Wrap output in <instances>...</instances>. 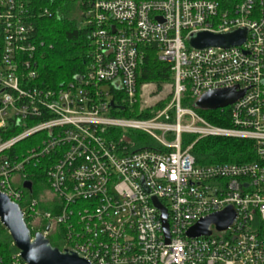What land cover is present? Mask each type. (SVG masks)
Here are the masks:
<instances>
[{"label":"built area","instance_id":"built-area-1","mask_svg":"<svg viewBox=\"0 0 264 264\" xmlns=\"http://www.w3.org/2000/svg\"><path fill=\"white\" fill-rule=\"evenodd\" d=\"M76 1L85 6L90 50L82 73L47 89L36 84L31 0H0V194L23 204L31 231L58 233L62 250L93 264H264V0ZM241 30V46H190L199 33ZM146 45L171 64L174 115L113 117L114 96L136 103ZM232 88L245 93L219 109L228 110L229 127L183 107L189 99L198 109L207 92ZM112 129L139 131L157 147L130 152ZM188 135L197 139L185 146ZM29 138L31 149L12 152ZM202 139L251 141L258 160L199 165L191 151ZM41 160L52 211H41L27 189L17 188L28 181L27 166ZM230 206L237 212L230 229L211 226V236L188 237L202 219ZM0 264L26 263L16 252Z\"/></svg>","mask_w":264,"mask_h":264},{"label":"trees","instance_id":"trees-1","mask_svg":"<svg viewBox=\"0 0 264 264\" xmlns=\"http://www.w3.org/2000/svg\"><path fill=\"white\" fill-rule=\"evenodd\" d=\"M33 10L29 24L31 26L32 41L36 47L35 61L37 64L36 84L47 89H57L61 85L73 81L74 77L82 73L84 60L90 50L88 30L83 27V20L70 17V3L76 0H31ZM85 6L80 4V10ZM143 59L139 63L136 79L138 95L141 94V87L146 84H153L157 93H161L168 85L174 84V73L170 63L159 59L158 49L155 45L142 46ZM137 96L136 103L129 105L120 96L113 97V103L117 107L110 111V115L124 119H143L153 117L166 104L159 103L151 113L148 110H141ZM183 107L193 108L200 116L209 123L221 127H229L228 110L224 111H203L196 109L189 103V99L183 100ZM112 138L128 147V151L137 152L146 148L155 149L156 143L151 137L136 131L124 132L119 129L110 130ZM12 136V135H11ZM11 136L6 137L10 138ZM4 139V138H3ZM185 146L196 141L195 136H184ZM33 139H26L11 149L16 154L22 155L27 149L33 146ZM197 164H244L258 160L254 150V143L251 141H238L227 139H202L196 142L191 151ZM11 154V152H10ZM46 160L27 166V180L33 185V193H27L28 201L39 200L41 185L48 187L46 181L47 165ZM23 207V204H21ZM41 211H52L49 201L43 205L39 202ZM28 222V220L26 221ZM33 235L36 232H33ZM9 232L0 224V259L8 260L15 254ZM54 247L62 249L54 237H49Z\"/></svg>","mask_w":264,"mask_h":264},{"label":"water","instance_id":"water-1","mask_svg":"<svg viewBox=\"0 0 264 264\" xmlns=\"http://www.w3.org/2000/svg\"><path fill=\"white\" fill-rule=\"evenodd\" d=\"M246 41V31L241 30L228 35H214L203 32L192 37L190 46L195 49L209 47L228 48L241 46ZM245 91H237L236 88L223 89L207 92L196 103V107L203 111H217L227 108L236 103L244 96ZM111 107L116 106L111 103ZM23 188L30 194L33 193L32 184L25 181ZM21 206L15 204L6 195L0 194V224L9 232L13 246L16 248L20 258L26 264H93L75 250L59 249L54 247L49 238L37 232L33 235L25 222ZM159 207V205H158ZM162 209L161 207H159ZM163 224L167 240H169V228L167 214L162 209ZM237 212L233 207H227L220 213L210 215L193 226L187 233L190 238L211 236V226L219 232L230 229L236 221Z\"/></svg>","mask_w":264,"mask_h":264},{"label":"rangeland","instance_id":"rangeland-1","mask_svg":"<svg viewBox=\"0 0 264 264\" xmlns=\"http://www.w3.org/2000/svg\"><path fill=\"white\" fill-rule=\"evenodd\" d=\"M72 6L70 7V17L77 18L78 20L81 18V10H80V3H70ZM82 19V18H81ZM143 88V89H142ZM139 104L141 107V110H148L151 111V113L155 112V108L158 106L159 103H164L166 106L159 110L153 117L149 118H143V119H136V120H143V121H151L156 120L163 121V117H161V114L168 113L173 117L174 115V108L172 105L173 101V91L172 86L168 85L164 88V90L161 93H157L156 87L153 84H146L141 87V95H139ZM139 132V131H136ZM141 133V132H140ZM153 139V138H152ZM154 141V139H153ZM157 146V145H156ZM17 188L23 189L22 184L17 185ZM39 202L43 205L46 204V201L51 199V196L49 194V188L41 185L39 188ZM25 195L27 196V191H25ZM55 242L60 246L63 247V243L61 242L60 235L58 233L54 234Z\"/></svg>","mask_w":264,"mask_h":264}]
</instances>
